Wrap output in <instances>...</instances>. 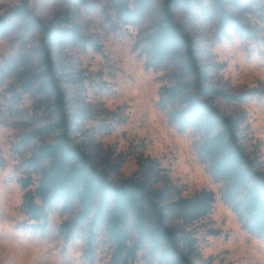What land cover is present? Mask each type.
I'll list each match as a JSON object with an SVG mask.
<instances>
[{
  "label": "trees",
  "instance_id": "obj_1",
  "mask_svg": "<svg viewBox=\"0 0 264 264\" xmlns=\"http://www.w3.org/2000/svg\"><path fill=\"white\" fill-rule=\"evenodd\" d=\"M30 1L7 5L0 13V38L15 34L22 44L31 45L0 64V77L15 70L22 88L35 90L50 103L51 120L28 133L24 141L54 134L53 141L38 143L23 161L29 171L18 180L27 189L23 196L28 215L25 225L44 231L51 209L78 205L77 213L60 225L59 232L69 241L88 228L85 253L90 264L94 261V239L101 229L112 245L107 264H136L146 247L152 256L159 254L164 264H198L193 229L199 219L212 212L215 192L202 189L182 196L163 173L166 169L161 162L150 156L140 160L138 168L121 181L96 163L84 142L73 136L79 115L72 111L55 54L58 47L68 45L102 52L103 44L97 36L81 30L69 9L44 19ZM156 1L112 0L114 14L106 5L101 10L106 23L116 19L124 26H136ZM231 6L246 12L255 9L264 23V0H162L151 31L136 41L134 49L145 55L148 67L173 63L176 81L162 87L160 107L169 110L171 123L180 131L194 129L201 134L199 158L221 184L222 199L237 214L242 227L264 241V170L259 157L245 145L244 115L226 114L213 100L220 95L241 101L244 93L230 94L210 81V70L202 62V47L187 23L178 19L179 15L216 18L217 34L256 38L258 27ZM249 91L264 97V90ZM33 173L38 175V186L28 189L35 182Z\"/></svg>",
  "mask_w": 264,
  "mask_h": 264
},
{
  "label": "rangeland",
  "instance_id": "obj_2",
  "mask_svg": "<svg viewBox=\"0 0 264 264\" xmlns=\"http://www.w3.org/2000/svg\"><path fill=\"white\" fill-rule=\"evenodd\" d=\"M20 0H0V13ZM157 0L136 26H124L114 19L105 22L102 6L115 13L112 0H31V6L44 19L69 9L84 32L97 36L103 51L91 47H58L55 58L71 100L76 119L74 135L83 141L96 163L110 170L116 181L130 176L139 161L150 156L161 162L163 173L182 196L202 189L215 192L212 212L194 226L198 264H264V241L242 227L234 210L222 199L221 184L214 180L200 160L197 144L201 134L194 129L180 131L171 123L169 110L159 105L163 86L173 84V63L148 67L145 55L134 49L137 40L151 31L159 16ZM246 2V1H244ZM231 10L258 27L257 37L242 39L216 32V18H190L179 15L202 47V62L210 70V81L230 94H243L239 101L216 95L214 103L226 114L240 116L245 145L258 156L264 170V97L249 90H264V23L255 9ZM18 35L0 38V64L29 49ZM34 70L35 67H34ZM44 95L21 87L12 70L0 77V264H90L85 253L88 228L80 236L66 240L60 225L73 217L78 205L49 211L44 231L25 225L28 215L23 205L24 189L18 182L29 171L23 166L42 141L54 134H42L26 143L25 136L51 119ZM28 189L38 186V175ZM174 223H178L177 220ZM134 236V232H133ZM93 264H107L112 245L105 230L94 239ZM136 264H164L160 255L146 247Z\"/></svg>",
  "mask_w": 264,
  "mask_h": 264
}]
</instances>
